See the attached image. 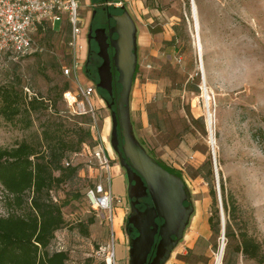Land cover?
I'll return each mask as SVG.
<instances>
[{
  "label": "rangeland",
  "instance_id": "rangeland-1",
  "mask_svg": "<svg viewBox=\"0 0 264 264\" xmlns=\"http://www.w3.org/2000/svg\"><path fill=\"white\" fill-rule=\"evenodd\" d=\"M115 2L122 5L136 28L137 73L128 93L129 130L152 159L181 172L192 205L182 237L163 264H264V260L259 262L240 253L225 256V239L211 235L207 222L211 203L207 183L193 176L194 169L211 155L213 148L214 187L218 190L220 173L226 187L236 196L248 221V232L260 243L264 257V0ZM92 8L90 0H79L84 26L76 46L80 60L78 79L61 73V66L69 64V51L66 35L54 31L38 36L42 52L31 53L17 64L7 57L0 58V83L18 74L30 93L51 98L59 115L62 118L68 115L63 96L58 98L63 84L68 83L69 90H76L79 82L95 85L84 74L87 23ZM174 25L178 26L176 31ZM175 33L174 48L166 46L163 41L170 40ZM161 66L163 72L159 75ZM188 81L196 83L198 91L186 90ZM203 83L211 98L208 107ZM146 84H152V90H147ZM92 101L101 136L98 140L113 159L110 189L119 199L114 203V207L120 208L119 216L112 223L106 213L93 210L87 203L84 197L87 179L82 177H91L95 171L87 167L89 151L85 148L77 159L84 168L82 177L52 191L62 205L66 224L55 232L49 250L66 251V264L102 261L106 264V255L112 248L115 264H128L125 231L130 212L126 200L128 182L118 153L111 147V115L115 105L109 107L97 89ZM207 108L212 114L210 132L206 124ZM47 113L50 110L33 113V123L27 129L20 122L9 123L0 117V147H12L21 140L37 142ZM191 118L198 120L191 123ZM199 202L201 221L197 224ZM5 203L6 195L0 185L2 215L6 214ZM120 217L126 243H121L115 234ZM90 219L94 220L92 224ZM85 225L87 233L82 231ZM190 235L192 239L188 238Z\"/></svg>",
  "mask_w": 264,
  "mask_h": 264
},
{
  "label": "trees",
  "instance_id": "trees-1",
  "mask_svg": "<svg viewBox=\"0 0 264 264\" xmlns=\"http://www.w3.org/2000/svg\"><path fill=\"white\" fill-rule=\"evenodd\" d=\"M91 1L93 4H106L104 0ZM105 7L104 19H106V12L112 14L122 12L121 7L112 5H105ZM109 23L112 25L113 20L109 19ZM99 25L93 19L91 36L94 34L93 28ZM105 25L106 23L102 24L104 27ZM173 28L176 31L178 26L174 25ZM53 32L50 27L39 28L35 38L38 41L39 35ZM176 40L175 33L170 40L163 42L166 46L174 48ZM97 52L98 45L94 37H91L88 43L84 74L95 84L98 82L97 69L102 61ZM108 52L112 54V49L110 48ZM22 58L17 61L9 60L17 64ZM162 67L164 66H161L159 75L163 72ZM111 71L113 73L112 95L97 88L98 93L108 104H111L120 90V85L116 82L117 73L114 68H111ZM136 73L137 68L133 79ZM185 89L191 92L198 91L197 84L189 81ZM67 90H69L68 83H64L58 93V98H61ZM48 110L50 113H47V118L40 125L41 136L37 142L21 140L12 147H0V185L6 195V214H0V264H66L68 260L66 251L49 250L55 232L66 224L62 214V205L53 196L52 191L66 182L82 177L83 165L76 158H72V155L82 152L85 147L92 148L96 144L90 131L91 117L87 114H72L67 110L69 114L62 118L55 101L51 98L46 99L38 93H30L18 74L0 83V117L5 122H20L21 127L27 129L33 123V113H45ZM197 120L191 118V123ZM65 160H71V163L65 166ZM156 161L167 171L181 176L180 171L167 166L160 160ZM193 176H199L207 183L211 199L207 222L211 235L214 236H222L221 203L224 214L225 256L235 252L246 258L262 262L264 257L261 245L248 232V221L244 219L236 196L226 187L220 173L218 190L214 187L211 155H207L205 161L194 169ZM82 178L87 179L86 191L87 187L93 184L94 179L88 176ZM93 222V219L89 220V224ZM156 222L160 223L161 220L157 219ZM82 231L87 233V225L82 226ZM128 233L134 236L136 232L132 230ZM103 262L101 264H104Z\"/></svg>",
  "mask_w": 264,
  "mask_h": 264
},
{
  "label": "water",
  "instance_id": "water-1",
  "mask_svg": "<svg viewBox=\"0 0 264 264\" xmlns=\"http://www.w3.org/2000/svg\"><path fill=\"white\" fill-rule=\"evenodd\" d=\"M107 17L113 20V24L107 27V33L104 28L94 31V40L98 45L97 54L102 60L97 69L98 82L95 87L112 95L111 68H114L120 90L111 102L115 105L111 115V147L118 153L119 164L127 176V196L129 199H135L129 203L130 212L125 227L128 236V264H163L182 237L192 205L189 203V193L181 176L167 171L152 159L131 135L128 93L136 67V28L123 7L121 13H108ZM90 33L91 30L87 35V44ZM109 48L112 49L111 55ZM211 156L216 169L213 148ZM146 196L150 197L152 205L146 204L143 210H139L135 206L137 199ZM220 218L223 237L224 214L221 203ZM157 219L161 222L157 223ZM132 230L136 232L134 236L128 233ZM155 237H158L157 242Z\"/></svg>",
  "mask_w": 264,
  "mask_h": 264
},
{
  "label": "built area",
  "instance_id": "built-area-1",
  "mask_svg": "<svg viewBox=\"0 0 264 264\" xmlns=\"http://www.w3.org/2000/svg\"><path fill=\"white\" fill-rule=\"evenodd\" d=\"M79 0H0V58L7 57L17 61L21 57L34 52H42L35 38L39 28L50 27L55 32L64 33L68 38L69 64L62 65L61 70L65 76L78 79L77 69L80 60L76 56L77 40L84 26L79 15ZM59 23L58 28L56 25ZM204 88L206 87L203 83ZM96 93L95 85L80 82L76 90H67L63 93V100L72 114L89 115L91 117L90 131L96 144L89 151L87 167L94 170L91 176L94 182L87 187L85 198L90 207L98 212H104L113 223L115 198L110 189L111 161L105 145L98 140L99 128L95 118V105L92 96ZM207 124V123H206ZM209 132L211 126H207ZM84 148V149H85ZM83 153H73L72 158L78 159ZM71 160H65L68 166ZM106 264H115L113 249L105 258Z\"/></svg>",
  "mask_w": 264,
  "mask_h": 264
},
{
  "label": "flooded vegetation",
  "instance_id": "flooded-vegetation-1",
  "mask_svg": "<svg viewBox=\"0 0 264 264\" xmlns=\"http://www.w3.org/2000/svg\"><path fill=\"white\" fill-rule=\"evenodd\" d=\"M106 4H102V3H99V4H94L93 5V8H92V12H91V15H90V18H89V21L87 23V28H88V32L89 30H92V21L94 19V21L97 23V24H100L99 26H95L93 28V31H95L96 29L98 28H104L105 29V32L107 33V27L108 25L110 24L109 23V19L111 18H108L107 17V14L109 12H106V19L103 18V12L106 10V7H105ZM106 23L105 27L102 26V24ZM93 38L94 37V34L93 36L90 35V38ZM89 38V39H90ZM89 43V42H88ZM110 50V48H109ZM108 50V51H109ZM111 54V53H109ZM127 204L129 205V203L132 201V200H135L134 198L132 199H129L128 196H127ZM146 204L148 205H152V202H151V199L149 196H146V197H141V198H138L137 199V203L135 204V206L139 209V210H143L146 206ZM158 240V237H155V241L157 242Z\"/></svg>",
  "mask_w": 264,
  "mask_h": 264
},
{
  "label": "crops",
  "instance_id": "crops-1",
  "mask_svg": "<svg viewBox=\"0 0 264 264\" xmlns=\"http://www.w3.org/2000/svg\"><path fill=\"white\" fill-rule=\"evenodd\" d=\"M91 1V0H90ZM118 1H121V0H118ZM91 3H92V1H91ZM93 4V3H92ZM94 5V4H93ZM106 5L107 6H115V7H121L122 8V5H120V6H117V3L115 2V1H107L106 2ZM86 43H87V36H86ZM87 49H88V44H87ZM86 56H87V53H86ZM147 86H146V89L147 90H152V84H146ZM198 209H197V215H196V223L198 224V223H200V219H201V213H200V209H201V202H199L198 203ZM118 210H120V208L119 207H114V217H113V220L116 218V217H118L119 216V213H118ZM121 225H122V217H120V220H119V222H118V224H117V229L115 230V234H116V236H117V238L120 240V242L121 243H126V241H125V236H124V233H123V231H122V229H121ZM113 232H114V230H113ZM113 235H114V233H113ZM189 239H192V237H191V235L188 237ZM196 240H197V238H195V242H196ZM127 246V245H126ZM128 247V246H127Z\"/></svg>",
  "mask_w": 264,
  "mask_h": 264
},
{
  "label": "bare ground",
  "instance_id": "bare-ground-1",
  "mask_svg": "<svg viewBox=\"0 0 264 264\" xmlns=\"http://www.w3.org/2000/svg\"><path fill=\"white\" fill-rule=\"evenodd\" d=\"M199 40V39H198ZM197 40V41H198ZM196 41V42H197ZM199 44V43H198ZM200 48V47H199ZM202 89H203V92H204V96H205V98H206V100H207V107H208V103H209V100L211 99L210 98V96L208 95V92H207V89H206V87L204 88V86H202ZM206 123H207V126H209V124H210V126H212V123H211V118H212V114H211V112L209 111V108H207V113H206ZM223 244L224 243H222L221 244V247H220V253H221V250L223 249Z\"/></svg>",
  "mask_w": 264,
  "mask_h": 264
}]
</instances>
